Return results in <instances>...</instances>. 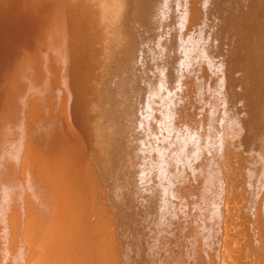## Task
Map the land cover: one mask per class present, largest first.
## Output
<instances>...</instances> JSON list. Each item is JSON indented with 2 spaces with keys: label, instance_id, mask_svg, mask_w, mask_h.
Masks as SVG:
<instances>
[{
  "label": "bare ground",
  "instance_id": "bare-ground-1",
  "mask_svg": "<svg viewBox=\"0 0 264 264\" xmlns=\"http://www.w3.org/2000/svg\"><path fill=\"white\" fill-rule=\"evenodd\" d=\"M8 1L0 0V264H24L25 259L27 264H45L48 250L54 248L67 254L56 255L50 264H188L197 246L193 249L182 240L192 234L196 217L205 221L215 213L213 208H196L200 215L189 209L192 200H205L212 189L187 177L207 179L216 168L201 173L195 168L224 150V169L230 161L244 159L219 145L189 162L190 149L197 148L199 139L184 133L190 124L181 121L186 81L180 66L186 56L193 60L197 44L204 45L202 54L210 57L207 62L214 59V65L210 62L198 77L213 80V99L227 98L222 100L224 113H231L234 104L242 146L264 144V0H57L59 5L53 0L60 8L41 18L44 41L36 46L39 56L45 49L47 62L54 60L52 76L48 74L54 112L49 115L52 123L46 120L52 126L41 133L33 107L42 115L49 106L41 111L43 95L31 85L36 82L34 77L31 83V64L42 59L30 55L38 39L32 43L35 35L24 33L26 14L21 20L16 16L19 22L13 26ZM220 73L225 92L217 91L220 81L213 79ZM224 126L217 125V135L199 137H217ZM26 143L44 148L48 160H32L31 153L25 160ZM253 168L252 163L241 173H230L247 178L229 181L222 189L225 194L213 202H226L229 194L239 193L236 213L242 215L244 193L260 189ZM54 191L59 199L51 195ZM257 203L254 216L252 210L241 221L233 215L236 221L228 233L217 228L203 235L206 242L221 231L225 238L231 234L221 248L205 251L208 258L203 254L198 264L218 258L217 264H259L254 257L264 245V197ZM188 214L192 222L186 234L180 224ZM20 230L22 245L17 242ZM101 249L109 250L108 256Z\"/></svg>",
  "mask_w": 264,
  "mask_h": 264
},
{
  "label": "rangeland",
  "instance_id": "rangeland-1",
  "mask_svg": "<svg viewBox=\"0 0 264 264\" xmlns=\"http://www.w3.org/2000/svg\"><path fill=\"white\" fill-rule=\"evenodd\" d=\"M15 2L14 4H15V6H13L12 4H10V2ZM17 1V2H16ZM21 1H22V3H21ZM36 1H39V3L41 4L42 2H45L44 0H9L8 1V9H9V11H7V12H9L10 13V15H11V20H12V22H13V19L15 20L12 24H14L13 26H15L16 25V22L20 19H22L23 17L22 16H24L25 14V17L27 18L25 21H24V25L25 26H23V29H24V33H27L28 31L31 33L30 35L31 36H34V39H33V42L32 43H34V41H35V37H36V39H38L36 42L38 43V44H31V45H35V47L34 46H32V52L30 53V55L31 56H33V58L35 57V59H37L38 61L41 59V56H39V54L41 53V49H43V48H40L39 49V51L40 52H38V45H39V43H40V41L41 40H43L44 41V39H43V35L41 34V33H43L44 31H43V26H42V19H44V16L48 13V11H50L49 12V16L51 17V16H53V15H55V12L60 8V6H57V7H59L58 9H53V7H55L56 5L55 4H53V0L50 2L49 0H46V2H45V4L43 3V4H41V5H46L45 7H46V10H45V7L44 6H41L38 2H36ZM48 1H49V4L51 5V3H52V5L51 6H49V4H48ZM56 2V4L58 3L57 2V0H55ZM31 2H32V4H31ZM34 2V3H33ZM17 3V4H16ZM21 3V4H20ZM26 3H28V4H26ZM37 3H38V5H37ZM47 3V4H46ZM31 4V5H30ZM35 4V5H34ZM59 4H60V2H59ZM59 4H57V5H59ZM9 5H11V6H9ZM18 5H19V7H18ZM33 5V6H32ZM40 5V6H39ZM55 5V6H54ZM21 6H25L24 8H20ZM28 6H30V9L28 8ZM47 6H49L50 8L49 9H47L48 7ZM36 7V8H35ZM40 7V8H39ZM43 7H44V11L42 10L43 9ZM52 7V8H51ZM57 7H55V8H57ZM35 8V9H34ZM42 8V9H41ZM16 9V10H15ZM24 9V10H23ZM37 9V10H36ZM38 9L41 11V12H39L38 11ZM53 9V10H52ZM10 10H12V11H10ZM21 10H23V11H25V12H21ZM27 10H28V12H27ZM34 10V11H33ZM52 10V11H51ZM31 11V12H30ZM35 11H38L39 12V15H40V17L38 16V12H36L35 13V15H37V16H35L34 15V12ZM43 11V12H42ZM54 11V12H53ZM33 12V13H32ZM13 13H16V14H14L13 15ZM20 13V14H19ZM24 15H23V14ZM41 13V14H40ZM43 13V14H42ZM46 13V14H45ZM53 13V14H52ZM57 13V12H56ZM22 14V15H21ZM43 15V16H42ZM48 15V14H47ZM18 17V20H16L15 18H17ZM21 16V17H20ZM31 18V19H28L29 17ZM14 17V18H13ZM35 17V18H34ZM32 18H34V19H32ZM40 19L39 21H36V20H38V19ZM42 18V19H41ZM32 20H34V22L32 21ZM29 21H30V24H28L29 23ZM19 22V21H18ZM40 24V26H38V24ZM18 24V23H17ZM37 24V25H36ZM32 27H31V26ZM26 26H28V27H26ZM38 26V28L36 29V30H34V27H37ZM41 27V28H40ZM28 28V29H27ZM40 28V29H39ZM43 28V29H42ZM39 29V30H38ZM28 30V31H27ZM32 30V31H31ZM45 30V29H44ZM36 33H35V32ZM39 31H41V32H39ZM43 31V32H42ZM32 32H34V33H32ZM38 32V33H37ZM33 34V35H32ZM40 34V35H39ZM42 35V36H41ZM40 39V40H39ZM195 40V39H194ZM196 41V40H195ZM35 42V43H36ZM42 44H43V42H42ZM37 46V47H36ZM196 48H194V50H193V52H192V55H190V57L193 59L192 61L190 60V58H188V56H186V59H184V63L182 64V66H180V70L184 73L185 72V75L183 76V80L185 79V81H186V84L184 85V91H183V97L185 98H183L182 97V100H183V102H182V100H181V103H182V112H183V114H182V118H181V121H183V123L185 122L186 124H190V127L188 128V130H187V132H184L185 133V135L187 136V138H198L199 139V144H198V146H197V148L195 149V150H192L191 151V149H190V155H191V157H190V160H189V162H192L193 160H194V157H199V156H201L203 153H206L207 151H212V150H214L215 148H217L219 145H221V146H219V147H225L226 149H230V150H233L234 152H233V155H234V157H241L242 159H244V161H240V160H237V159H235V160H233V161H230V163H231V165L229 166V167H227L228 169H224V167H223V165H225L224 163H228L227 162V160L226 159H224V158H222L224 155H226V151L224 150V152L223 153H218L217 154V156L213 159V160H211V161H209V162H204V161H200V165L198 166V167H196L195 168V172H199V173H201V171L204 169V171L205 170H208L209 168H212V167H214V168H216L217 170H215V172L212 174V175H210V176H208V178L206 179V177H204V176H195V177H193V176H188L187 177V179H188V181L189 180H197V181H201V183H203V185L204 186H206V188H208V186H210L209 188H211L212 189V192H211V194H209L210 195V197L208 196V195H203V196H205V200H203L202 201V198L201 197H199V198H197V199H194V200H192L191 201V203H189V209L191 210V211H193L194 209H201V210H203V211H205V210H208V209H212L213 208V210H211V211H213L214 213H215V216L214 217H212V218H209V217H207V219L204 221V220H200V217L198 218V217H196V219H197V224L196 223H194V225H195V228H194V230L193 231H191L192 232V234H190V235H188L189 237H187V238H185V239H183V237L184 236H182L181 237V239H183L182 241H186V240H188L189 242H190V246H192L193 247V249H194V247L195 246H197V247H195L196 249H194L195 251L194 252H192V253H190V259H189V261L187 262L188 264H198V262L199 261H201V260H199L201 257L200 256H203V254L205 255V257L206 258H208V255H207V253L209 254L210 252H212L213 250H215V248L216 247H218V249L219 248H221V245H222V241H223V239L225 238L224 237V234H222L223 232V229H225V231L228 233V227L230 226V225H232V220H235V219H233V218H235L236 216L239 218V221H241L245 216H246V213H247V211L249 210V211H253V213H252V215L254 216L256 213L254 212V211H256V207H257V202H258V199L260 200V198H262V197H264V192H262V190L264 189V176H263V173H264V153H263V151H264V144L263 143H261V144H258V145H256V146H254L255 148H250V147H248V146H242L243 144H242V138L241 137H243L242 136V132L240 131L241 130V128H240V122H241V119L239 118L240 116H239V114H236V113H234L233 112V107H234V104H232V106H231V113H232V115H231V113H224L223 112V109H225V105H223V101L224 100H227V98L225 99L223 96H221V97H218L217 99L219 100V102H217L215 99H213L212 98V86L210 85V83H214L213 82V80L212 79H210L209 78V75H208V77L205 75V78H204V80H202L201 81V79L202 78H200V77H198V75H199V73H201L203 70H208L207 68V66L209 65H211L210 64V62H212V65H214L213 63V60L214 59H212V60H210L209 62H207L208 60H206L207 58L209 59L210 57H208V56H205V55H203L202 53L205 51V48H202V47H204V45H202V44H197L196 46H195ZM33 48H35V49H37L36 50V52H35V49H33ZM33 50H34V52H33ZM46 50L45 49H43V52L44 53H42L43 54V56H42V59H41V61L43 62H41V61H39L40 62V64H42V65H44V63L45 62H47V58H48V52H45ZM33 53V54H32ZM39 53V54H38ZM35 54V55H34ZM36 54H38V55H36ZM45 54V55H44ZM47 54V55H46ZM29 55V56H30ZM38 56V57H37ZM44 57V58H43ZM47 57V58H46ZM52 57V56H51ZM236 57V56H235ZM234 57V58H235ZM40 58V59H39ZM43 59H45V60H43ZM49 61L46 63V67L44 68H42L41 66L42 65H40V64H35V63H33V64H31V67H32V72L35 74V75H33V73H32V79H31V83H32V80H34L35 78H36V82H38V86L36 85L37 83L36 82H33L31 85H33V87H35V89H37V90H39V92H40V95H39V97L40 96H44V93H45V97H40L39 99H40V102H41V105L42 106H44L45 104L47 105H45L44 107H42V106H40V108L42 109L41 111H44L45 110V107H46V109L48 108V106H49V108H48V110H45L46 111V113H45V111H44V113L43 114H45L44 116H43V114L42 115H39L38 113L40 112H36L35 111V107H38V106H35V107H33V109H34V113H33V115H35L36 117H37V122L36 123H38L37 124V127H40L39 128V133H41L43 130H48V129H50L49 127H51L52 126V124H51V126H47V124L49 125L50 123H52V121L49 119V115H52L51 113H52V110L54 109V108H52V107H54L53 106V103L51 102V96H50V93L52 92V89H51V86H50V77L52 76V72H50L51 70L49 69V68H51L50 66H52L51 65V62L53 63V57H52V61H50L51 59H48ZM199 60V61H198ZM45 61V62H44ZM188 61H191V62H188ZM38 62V63H39ZM195 62H197V63H195ZM207 62V63H206ZM32 63V62H31ZM209 63V64H208ZM188 64H190V66L188 65ZM206 64V65H205ZM35 65H36V67H35ZM206 66V67H205ZM42 69H41V68ZM33 68H35V71H34V69ZM202 68V69H201ZM204 68H206V69H204ZM39 69V70H38ZM44 69V70H43ZM189 69V70H188ZM191 69V70H190ZM43 70V71H42ZM188 71H189V73H190V75L191 76H189L188 74ZM44 72V73H43ZM42 73V74H41ZM197 73V74H196ZM205 73H207V71H205ZM50 75V77L48 78V76ZM189 76V77H188ZM218 76H220V77H217V79L215 78V77H213V79H214V81L215 82H217V80L218 81H220V86H219V88L217 89V91L218 92H225L224 91V88H223V84H224V82H225V78H223L224 77V75H222V73H220ZM35 77V78H34ZM41 77V78H40ZM34 78V79H33ZM45 78L46 79H48V80H46L45 81ZM189 78V79H188ZM45 82V83H44ZM48 82V83H47ZM47 83V84H46ZM47 86H46V85ZM47 87V88H45V87ZM191 86V87H190ZM43 87V88H42ZM51 90H50V89ZM34 89V88H33ZM33 90V91H36V90ZM48 90V91H46V90ZM44 92V93H43ZM185 92V93H184ZM191 92V93H190ZM200 92V93H199ZM9 93H11V92H9ZM41 93H42V95H41ZM194 93V94H193ZM202 93H203V95H202ZM185 94H186V96H188V97H186L185 96ZM190 96V97H189ZM12 97H13V94L11 93L10 94V96H9V98L10 99H12ZM206 97H207V99H206ZM44 98H46V99H44ZM186 98L188 99V101L186 100ZM199 98V99H198ZM9 99V100H10ZM44 99V100H43ZM48 99V100H47ZM198 99V100H197ZM203 99V100H202ZM223 100V101H222ZM42 101H45V102H42ZM191 101V102H190ZM200 101V102H199ZM203 101V102H202ZM11 102V101H10ZM49 102V103H48ZM187 103V105H184L185 103ZM215 102V103H214ZM45 103V104H44ZM197 104V105H196ZM213 104H214V107H213ZM201 105V106H200ZM14 106H16V104L14 105ZM52 106V107H51ZM195 106V107H194ZM221 106V107H220ZM189 107V108H188ZM191 107V108H190ZM198 107V108H197ZM221 108V109H220ZM44 109V110H43ZM51 109V110H50ZM183 109H185L184 111H183ZM187 109V110H186ZM189 109L191 110V111H189ZM215 109V110H214ZM196 110V111H195ZM201 110V111H200ZM50 112L49 114L47 113V112ZM187 111V112H186ZM200 111V112H199ZM53 112H54V110H53ZM190 112V113H189ZM186 113V114H185ZM198 113H200V114H198ZM204 113V114H203ZM218 113H219V115H218ZM187 114H189L188 116H187ZM192 114V115H191ZM227 114V115H226ZM198 115H200V116H198ZM83 116H84V114H83ZM196 116V117H195ZM222 116H223V118H222ZM230 116H232V117H230ZM187 117V118H186ZM204 117V118H203ZM230 117V118H229ZM190 118V119H189ZM207 118V119H206ZM41 119V120H40ZM225 119V120H224ZM46 120H49V122L46 124ZM193 120V121H192ZM196 121H199V123L197 124V125H194V122H196ZM43 122V123H42ZM206 122H209V125H206L205 126V123ZM223 122L224 124H226V126H224L223 128H222V132H220V136L218 135L217 137L215 136L214 138H208V139H205V140H202V138L201 137H199L200 135H202L203 133H204V135H206V133L207 132H212L213 134L215 133V135H217L218 134V132H216V131H218L219 129H217L216 127H217V125H221V123ZM202 123V124H201ZM46 126H45V125ZM211 125V126H210ZM214 125V126H213ZM42 126L45 128V129H42ZM47 128V129H46ZM202 128V129H201ZM205 128V129H204ZM209 128V129H208ZM232 129V130H231ZM261 129H263V128H261ZM199 130V131H198ZM216 130V131H215ZM205 131V132H204ZM189 134V135H188ZM225 135V136H224ZM229 135V136H228ZM213 136V135H212ZM241 136V137H240ZM233 137V138H232ZM205 138V137H204ZM231 138V139H230ZM226 139V140H225ZM208 140V141H207ZM216 141V142H215ZM220 141V142H219ZM234 141V142H233ZM211 143V144H210ZM202 144V145H201ZM30 145L31 144H29L28 145V143H26L24 146H25V150H24V156H25V160H27L28 158H29V155H30V153H31V158H32V160H35V159H37V158H40V157H45L46 156V153L45 152H43L44 151V148H41L42 150H38V147H33V145H31V147H32V149H31V147H30ZM227 145V146H226ZM27 146V147H26ZM187 146V145H186ZM213 146V147H212ZM245 147H246V149H245ZM29 150H28V149ZM37 148V149H36ZM190 148V147H189ZM232 148V149H231ZM36 149V150H35ZM242 149V150H241ZM245 149V150H244ZM26 150H28V152L26 151ZM35 150V151H34ZM34 151V152H33ZM205 151V152H204ZM258 151V152H257ZM27 153H29V155L28 156H26V154ZM43 153V154H42ZM237 153V154H236ZM185 154V153H184ZM195 155V156H194ZM263 155V156H262ZM43 157V158H44ZM193 157V158H192ZM48 158V157H47ZM46 157H45V160H48ZM192 158V159H191ZM221 158V159H220ZM261 161H260V160ZM223 160V161H222ZM226 161V162H225ZM204 162V163H203ZM241 162V163H240ZM258 162H262V163H258ZM47 163V162H46ZM254 164V165H256V169L255 168H253L252 169V171H254L255 172V175H254V177H257L256 179H258V181H257V189H259V191L257 192V193H255V192H251V193H248V194H245L244 193V197L241 199V200H243L242 201V203H243V206L245 207L244 208V211H241L240 210V213H242V215H239V214H237L236 212H237V210H238V204H239V196H237L235 193H233V194H229V196L226 198V202H222V203H217V204H215L214 202H213V200H214V198L216 197V198H219V197H221V196H223L224 194H225V192H223L222 191V189H226L227 187V185L229 184V181H231L232 180V183L235 181V182H237L238 180H242V179H246L247 177L246 176H243V175H234V176H231L230 175V173H235V172H239L240 171V173L242 172V170H241V168L243 167V166H245V165H248V166H251V164ZM258 164V165H257ZM263 164V165H262ZM220 166H222V168H220ZM238 167V168H237ZM241 167V168H240ZM200 168V169H199ZM202 168V169H201ZM238 170H237V169ZM259 169V170H258ZM235 171V172H234ZM259 174V175H258ZM215 176V177H214ZM224 176V177H223ZM259 177V178H258ZM212 178V179H211ZM260 180V181H259ZM203 181V182H202ZM212 181L214 182L213 183V185H212ZM254 182V181H253ZM224 183V184H223ZM206 184V185H205ZM212 185V186H211ZM252 185V184H251ZM224 186V187H223ZM214 190V191H213ZM57 191H54V192H51V195H53V196H55V198L56 199H59V192H57ZM214 192V193H213ZM261 192H262V194H261ZM33 193H34V191H33ZM219 193V194H218ZM254 193V194H253ZM50 193L49 192H47V196L49 195ZM214 194V195H213ZM218 194V195H217ZM258 196H259V198H258ZM214 197V198H213ZM201 198V199H200ZM256 198V199H255ZM32 199H34L33 198V194H32ZM230 201V202H229ZM202 202H203V204H202ZM201 203V204H200ZM234 203V204H233ZM254 203V204H253ZM197 204V205H196ZM221 204H222V207H221ZM230 204V205H229ZM228 205V206H227ZM226 206V207H225ZM226 208V209H225ZM229 208V209H228ZM197 209L195 210V212L194 213H196L197 212ZM235 212V213H234ZM196 214H198V215H200L199 213H196ZM228 214H230V215H228ZM236 214V215H235ZM233 215H235V217L233 216ZM192 215H189L188 214V219H185V220H183L182 221V224H180V226H181V228H182V232H186V229L191 225V217ZM210 216V215H209ZM228 216V217H227ZM231 216H233V217H231ZM251 218H252V216H251ZM231 220V221H230ZM244 220V219H243ZM172 222L174 221V220H171ZM229 221V222H228ZM236 221V220H235ZM22 222H23V220H21V224H22ZM225 222V223H224ZM228 222V223H227ZM227 223V224H226ZM20 224V225H21ZM179 224V220H177L176 221V224L175 225H178ZM204 225V226H203ZM188 226V227H187ZM196 226H197V228H196ZM23 227H21V229H22ZM218 228V229H217ZM227 228V229H226ZM221 230L222 229V231H221V233H215L216 235H215V238H211L210 240H207L206 242L202 239L203 238V235L205 234V233H207L208 231H210V230ZM198 230H200V231H198ZM197 233H196V232ZM190 232H186V234H189ZM201 234V235H200ZM219 234H221V235H219ZM185 235V234H184ZM199 235V236H198ZM231 234H229L228 236H230ZM228 236H226V238L228 237ZM201 237V238H200ZM222 237V238H221ZM256 237H257V233H256ZM17 238H18V240H17V242H19L20 243V245H22V242H23V240H24V235H23V232L20 230V232H18V234H17ZM217 238V239H216ZM226 238H225V240H226ZM220 239V240H219ZM229 239V238H228ZM257 239V238H256ZM258 241V240H257ZM24 243V242H23ZM182 243V242H181ZM201 243V244H200ZM199 244V245H198ZM201 245V246H200ZM262 245V244H261ZM213 248H212V247ZM94 249L96 248L95 246L93 247ZM210 248V249H209ZM261 248V254L260 255H258V256H255L254 257V259H255V262H258L259 261V264H264V262L262 263V261H264V245L263 246H261L260 247ZM263 248V249H262ZM56 248H54L53 250L52 249H49L48 250V255L46 256V258H45V264H50L51 263V261H52V259L51 258H53V257H55L56 255H58L59 256V254H60V256H66V254H67V251H66V249H64L62 252L60 251V252H58V250L56 249ZM19 250H20V248H19ZM97 251V250H96ZM103 252L102 253V255H104V256H108V254H109V250H105V249H101L100 250V252ZM205 251H208L207 253L205 252ZM58 253V254H57ZM21 254V253H20ZM58 256H56V257H58ZM205 257H203V259L205 258ZM261 257V258H260ZM185 257H182L181 258V260H183ZM194 258V259H193ZM56 259V258H55ZM258 259V260H257ZM19 260V259H18ZM53 260H54V258H53ZM55 261V260H54ZM198 261V262H197ZM211 261V259H209V262ZM221 260H220V258H218L215 262H210V264H214V263H219ZM19 261H17V263H18ZM24 264H27V262H26V259H25V263ZM55 264V263H54Z\"/></svg>",
  "mask_w": 264,
  "mask_h": 264
}]
</instances>
